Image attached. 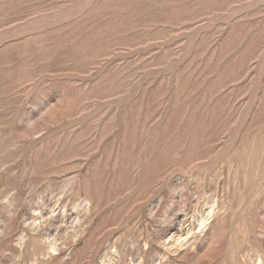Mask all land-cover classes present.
Here are the masks:
<instances>
[{
  "label": "rangeland",
  "instance_id": "obj_1",
  "mask_svg": "<svg viewBox=\"0 0 264 264\" xmlns=\"http://www.w3.org/2000/svg\"><path fill=\"white\" fill-rule=\"evenodd\" d=\"M0 264H264V0H0Z\"/></svg>",
  "mask_w": 264,
  "mask_h": 264
},
{
  "label": "bare ground",
  "instance_id": "obj_2",
  "mask_svg": "<svg viewBox=\"0 0 264 264\" xmlns=\"http://www.w3.org/2000/svg\"><path fill=\"white\" fill-rule=\"evenodd\" d=\"M210 217H211V214H209L207 216H202L198 219L197 226H198L199 230H201L202 228H204L207 225L208 221L210 220Z\"/></svg>",
  "mask_w": 264,
  "mask_h": 264
}]
</instances>
